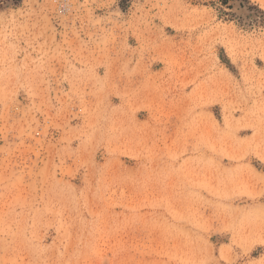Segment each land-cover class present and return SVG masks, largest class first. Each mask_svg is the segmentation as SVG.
Wrapping results in <instances>:
<instances>
[{"label":"rangeland","instance_id":"374dc122","mask_svg":"<svg viewBox=\"0 0 264 264\" xmlns=\"http://www.w3.org/2000/svg\"><path fill=\"white\" fill-rule=\"evenodd\" d=\"M249 2L0 10V264H264Z\"/></svg>","mask_w":264,"mask_h":264},{"label":"trees","instance_id":"16d2710c","mask_svg":"<svg viewBox=\"0 0 264 264\" xmlns=\"http://www.w3.org/2000/svg\"><path fill=\"white\" fill-rule=\"evenodd\" d=\"M23 0H0V10L3 9H8V8H17L20 6ZM233 0H216V4H218L221 8L223 9H232V2ZM249 0H241V3H239V8H243L245 10H250V9H258L257 5L250 6L249 5ZM259 10V9H258ZM219 12L223 15H228L230 18L227 19V21H231V18L234 17L232 13H225V11H222L221 9ZM261 14H263L262 11H260Z\"/></svg>","mask_w":264,"mask_h":264}]
</instances>
